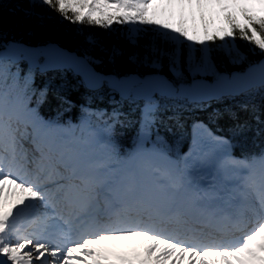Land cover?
Returning <instances> with one entry per match:
<instances>
[{"label": "snow or ice", "instance_id": "obj_1", "mask_svg": "<svg viewBox=\"0 0 264 264\" xmlns=\"http://www.w3.org/2000/svg\"><path fill=\"white\" fill-rule=\"evenodd\" d=\"M5 10L37 28L56 13L122 43L89 34L77 54L6 47L0 31V264H264V62L258 80L229 79L227 90L215 63L245 59L236 40L264 56V0H7V9L0 0ZM105 59L146 71L109 78L96 71ZM49 71L78 77L89 94L80 123L40 115L51 84L36 89L35 75ZM105 93L111 111L93 109ZM241 96L259 103L228 113L231 136L197 120L213 151L171 157L166 121L176 110ZM124 105L140 113L134 157L122 156L112 136ZM240 141L260 151L238 160L229 149ZM229 226L238 235H225ZM129 238L139 245L121 251L116 242Z\"/></svg>", "mask_w": 264, "mask_h": 264}, {"label": "trees", "instance_id": "obj_2", "mask_svg": "<svg viewBox=\"0 0 264 264\" xmlns=\"http://www.w3.org/2000/svg\"><path fill=\"white\" fill-rule=\"evenodd\" d=\"M5 9H7V0H5ZM53 19L49 21L48 26L45 28H37L32 24H22L18 17L13 16L10 10H5L0 12V31H2L3 36L6 38V41L16 40V41H24L33 45L44 44L47 42H58L62 46L67 47L71 50H75L79 53L84 51V48L87 47L84 44L85 37L89 34H95L98 38L103 39L105 44L111 43H122V41H118L115 36L107 33L105 30L98 28L97 26H93V32H89V26L85 27L77 24H71L68 21H61L60 17L56 13H51ZM121 30H126L125 26H120ZM115 32V28L113 29ZM219 42V41H218ZM217 42V43H218ZM219 45V43H218ZM236 47L239 48V51L242 52L245 56V59L242 60L240 64L232 65L227 56L219 55L216 60V67L221 70L231 71L233 69H243L249 63L258 60L262 55L259 53L258 49H254L252 45L248 44L242 40L235 41ZM95 54L100 55L99 48L95 49ZM99 70L104 72H115L117 74H127L134 71H142L143 68L139 66H134L130 64L126 59H121L116 63H111L107 59H105L102 65L96 66ZM38 82L34 85L36 89H40L46 85L51 84V88L49 91L48 101L45 103L48 108H51L50 112L56 111V113L60 112L61 114H66L64 110H68L66 105H63L60 102V96H66L73 102V107L69 110H73L78 112L79 106L86 101V97L89 95L86 90L80 86L79 78L74 77L71 73L63 74L58 71L48 72L46 74H42L39 78ZM64 82L65 87L60 88L58 85ZM108 94H100L99 99L93 98L91 101L92 106L94 107H105L111 110V105L108 102L107 98ZM259 103V96L254 98L241 96L233 100L231 97H228L224 100H218L216 102L210 103V106L206 111H197L194 108H186L192 113H190L189 117H198L201 119H206L210 122L212 126L217 130L219 128L220 132L227 134L228 136L232 135V125L233 121L229 118L228 113L231 111L240 112V105L243 103ZM127 105H124V107ZM178 110L181 113L180 119H185L188 121V115H183V111ZM217 110V111H216ZM219 112L220 118L213 119V114ZM199 113V114H197ZM206 113V114H205ZM241 118H247V113H240ZM218 127V128H217ZM137 130L133 127L125 129L122 138H118L119 142H127L128 134L135 135ZM115 137V136H114ZM239 140V138H237ZM243 142V141H240ZM239 144V142H237Z\"/></svg>", "mask_w": 264, "mask_h": 264}, {"label": "water", "instance_id": "obj_3", "mask_svg": "<svg viewBox=\"0 0 264 264\" xmlns=\"http://www.w3.org/2000/svg\"><path fill=\"white\" fill-rule=\"evenodd\" d=\"M10 42H14V41H10ZM17 43L19 45H22V46H24L26 48H29V49H40V48H43L44 46H46V45L31 46V45H28L26 43H19V42H17ZM48 45H54V46H57V47H59L61 49H64V48L60 47L57 44H48ZM5 46L6 47H10V44L5 43ZM64 50L66 52H68V53H76V52L70 51L68 49H64ZM262 62H264V58H262L258 63L252 64L251 66H249L248 68H246V70H244L242 72L234 71V72H232L231 75L223 73L222 76L224 77V82L225 83H222V87H224L227 90L229 85L226 82H228L229 79H231V80H238V79L239 80H258L259 79V75H260L259 66L261 65ZM109 78H111V75H109Z\"/></svg>", "mask_w": 264, "mask_h": 264}, {"label": "rangeland", "instance_id": "obj_4", "mask_svg": "<svg viewBox=\"0 0 264 264\" xmlns=\"http://www.w3.org/2000/svg\"><path fill=\"white\" fill-rule=\"evenodd\" d=\"M86 30H88L89 32H93V30H94V27L93 26H91V27H89L88 29H86ZM219 43V42H218ZM217 43V44H218ZM231 61V64L232 65H234L235 63H237V62H240V60H238V61H232V60H230ZM71 124V123H70ZM198 128V127H197ZM200 138V142H198V139L197 138ZM193 144H191V147L190 148H192L193 147V149H196V151H201V150H203V151H205V152H207V151H209L210 149H212L214 146L212 145V143L211 142H209V141H207V138H206V136L204 135V133L203 132H201L200 130H199V128L197 129V132H196V136L193 138ZM138 147V146H137ZM145 147H147V148H151V145L150 144H148V145H145ZM137 150V149H136ZM188 152V151H187Z\"/></svg>", "mask_w": 264, "mask_h": 264}, {"label": "bare ground", "instance_id": "obj_5", "mask_svg": "<svg viewBox=\"0 0 264 264\" xmlns=\"http://www.w3.org/2000/svg\"><path fill=\"white\" fill-rule=\"evenodd\" d=\"M118 246H119V249L121 251H125V250H129L130 249V247L127 244H124L123 246L122 245H118Z\"/></svg>", "mask_w": 264, "mask_h": 264}]
</instances>
